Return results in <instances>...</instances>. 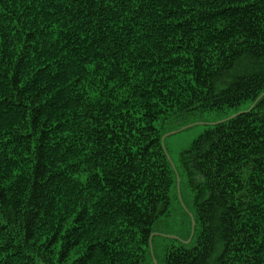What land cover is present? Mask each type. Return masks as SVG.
Returning a JSON list of instances; mask_svg holds the SVG:
<instances>
[{
	"label": "trees",
	"instance_id": "trees-1",
	"mask_svg": "<svg viewBox=\"0 0 264 264\" xmlns=\"http://www.w3.org/2000/svg\"><path fill=\"white\" fill-rule=\"evenodd\" d=\"M225 109L178 167L160 124ZM158 237L264 264V0H0V264H159Z\"/></svg>",
	"mask_w": 264,
	"mask_h": 264
},
{
	"label": "rangeland",
	"instance_id": "rangeland-1",
	"mask_svg": "<svg viewBox=\"0 0 264 264\" xmlns=\"http://www.w3.org/2000/svg\"><path fill=\"white\" fill-rule=\"evenodd\" d=\"M245 107H242L243 109ZM235 110L225 109V110H213L205 112H193L185 114L182 116H171L165 123L160 124V128L164 136L169 134L165 138V144L168 148L169 155L171 160L179 167L181 153L187 149L191 143L203 133L210 125L224 119L226 116L231 115ZM160 123V122H159ZM175 131V133H172ZM184 179V176H182ZM175 190L173 189V193ZM177 192L179 190L177 189ZM182 194L190 207V199L192 192L185 184V179L182 182ZM178 200H181L180 197ZM173 196L171 204V214L167 218L170 222L169 226H159V230L168 235H181L183 233L181 219L183 215L180 213L182 208V202L178 201ZM177 233V234H176ZM169 243V241L163 240L161 237L156 238L155 240V254L159 260V264H164L162 259V250L158 248V244L163 246L164 244ZM156 259V258H155ZM154 261V260H153Z\"/></svg>",
	"mask_w": 264,
	"mask_h": 264
},
{
	"label": "water",
	"instance_id": "water-1",
	"mask_svg": "<svg viewBox=\"0 0 264 264\" xmlns=\"http://www.w3.org/2000/svg\"><path fill=\"white\" fill-rule=\"evenodd\" d=\"M172 133H175V131H173ZM168 135H169V134L163 136V140H165V138H166ZM178 187H179V184H178ZM193 226H194V222H193ZM168 236L171 237V235H168ZM151 249H152V248H151ZM154 263H155V264H158V262H157L156 259H154Z\"/></svg>",
	"mask_w": 264,
	"mask_h": 264
}]
</instances>
